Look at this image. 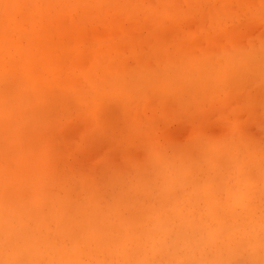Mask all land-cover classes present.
Returning a JSON list of instances; mask_svg holds the SVG:
<instances>
[{
  "label": "clouds",
  "instance_id": "obj_1",
  "mask_svg": "<svg viewBox=\"0 0 264 264\" xmlns=\"http://www.w3.org/2000/svg\"><path fill=\"white\" fill-rule=\"evenodd\" d=\"M0 264H264V0H0Z\"/></svg>",
  "mask_w": 264,
  "mask_h": 264
},
{
  "label": "rangeland",
  "instance_id": "obj_2",
  "mask_svg": "<svg viewBox=\"0 0 264 264\" xmlns=\"http://www.w3.org/2000/svg\"><path fill=\"white\" fill-rule=\"evenodd\" d=\"M171 132H172L173 135H177V136L183 134V130L182 129H179V128L173 129V130H171Z\"/></svg>",
  "mask_w": 264,
  "mask_h": 264
}]
</instances>
